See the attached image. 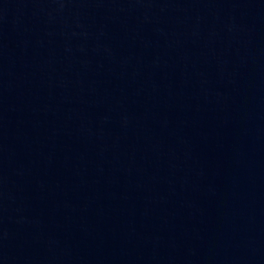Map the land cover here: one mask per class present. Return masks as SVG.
Wrapping results in <instances>:
<instances>
[{"label": "water", "instance_id": "95a60500", "mask_svg": "<svg viewBox=\"0 0 264 264\" xmlns=\"http://www.w3.org/2000/svg\"><path fill=\"white\" fill-rule=\"evenodd\" d=\"M0 264H264V0H0Z\"/></svg>", "mask_w": 264, "mask_h": 264}]
</instances>
